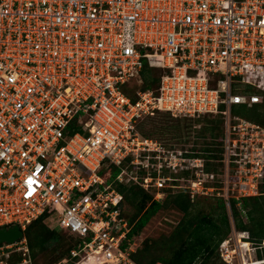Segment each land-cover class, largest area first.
<instances>
[{
  "label": "built area",
  "instance_id": "1",
  "mask_svg": "<svg viewBox=\"0 0 264 264\" xmlns=\"http://www.w3.org/2000/svg\"><path fill=\"white\" fill-rule=\"evenodd\" d=\"M146 61L159 85L136 89ZM263 102L264 0H0V228L23 232L0 242V264H34L25 231L44 214L79 238L64 262L138 264L117 182L230 209L259 195L264 125L245 111ZM160 112L220 117V156L139 131ZM239 242H222L223 263Z\"/></svg>",
  "mask_w": 264,
  "mask_h": 264
},
{
  "label": "rangeland",
  "instance_id": "2",
  "mask_svg": "<svg viewBox=\"0 0 264 264\" xmlns=\"http://www.w3.org/2000/svg\"><path fill=\"white\" fill-rule=\"evenodd\" d=\"M140 83H135L133 86H138ZM255 112L259 114L261 119L264 118V106H259L255 108ZM209 119V118H208ZM209 121L207 119H189V118H180L174 117L170 113L160 112L152 117H146L139 121L138 129L145 136L152 138L153 140H157L169 146L171 148H182L183 150L188 151H198L204 147V144L210 142L211 148L216 150L217 153L219 151L218 145V137L219 134L217 130L214 132L207 131L209 126ZM208 145V144H206ZM208 147V146H207ZM127 186V185H126ZM129 187L125 189L124 201L121 207L123 214L128 221L130 218L141 215L147 207H149L151 201L141 209L143 205V200L141 197L137 198L136 196H132L129 191ZM260 194L255 195L258 196L259 204L264 205V184H260L259 186ZM171 191V190H167ZM182 191L177 189L176 191H172L173 193H177ZM166 192L163 197L160 199L165 203V206L161 208L147 223V225L142 228L141 232L138 235H135L133 238L129 239V246L132 250L139 254L143 255L146 259H151L153 257L165 256L168 257L173 251L171 250L170 243L172 242V237L175 234L176 228L179 224L184 220V213L176 208L174 204L170 202V197L166 198ZM126 195H130V199L127 198ZM165 197V198H164ZM250 197V196H249ZM217 196H200L195 199L193 203H191L190 214L193 217L207 218L216 220L219 226L224 227L221 215L223 208L220 205V199ZM249 206L245 210H241L240 218L244 223L248 224V226H252L248 219V210H252L254 206H256V202L251 200L249 202ZM257 204V206L259 205ZM227 213L229 215L230 222V231L228 235L225 237V240L229 242L230 249H234L235 246L241 241H248L251 249L249 247H242L238 250V254H234L232 261L229 264H236L240 261L239 256H244L247 259V264H264V239L259 242L257 239H252L249 231L239 230L236 226L237 221L234 219L232 215V208L230 209L227 204H225ZM240 207V205H238ZM255 217L261 215V213L257 212L253 214ZM46 223L49 226H52L55 229H59L56 238L54 240H49L50 242L46 245L45 249H41V247L36 243L34 253L35 257L33 258L34 264H73L71 261L66 263L63 259L66 256H69V249L72 246V242L75 243L78 241V237L72 233H70L67 229H60L59 227V219L56 217L48 218ZM129 223V221H128ZM51 227V228H52ZM130 228V223H129ZM247 232V233H246ZM245 233L247 238H241ZM50 234V231L47 232ZM248 234V235H247ZM36 241V239H35ZM222 241V242H223ZM219 244L216 253L221 254V244ZM175 250L181 248L182 242H176ZM256 250V253L254 252ZM214 253V254H216ZM213 254V255H214ZM259 254L263 257H260ZM211 256L208 263L212 260L218 263L219 259L214 256ZM208 255H200L198 256L193 264H203L204 260ZM220 262V261H219ZM221 264V263H220ZM226 264V263H224Z\"/></svg>",
  "mask_w": 264,
  "mask_h": 264
},
{
  "label": "trees",
  "instance_id": "3",
  "mask_svg": "<svg viewBox=\"0 0 264 264\" xmlns=\"http://www.w3.org/2000/svg\"><path fill=\"white\" fill-rule=\"evenodd\" d=\"M162 70L158 67H155L154 64H151L149 61L145 62L144 69L141 73L142 75V83L139 86H134V88H140L141 90H147V89H153L156 88L159 85V80L161 76ZM259 106H264V102L260 104H256L251 108H248L245 111V114L248 118L251 120L258 122L262 125H264V118L261 119L259 117V114L255 112V108H258ZM206 118L207 121H209V126L207 131L214 132L217 130L219 137H218V145L220 144V138L222 135L221 132V123L222 120L220 117H209L204 116L197 119ZM209 118V119H208ZM72 129H70V132L73 133V130L79 129L77 127V119H75L72 124ZM208 144V145H206ZM204 144V147L201 149H198L199 153L197 155L205 156L208 158L214 157L218 158L220 156V145H219V151L217 153L216 150H213L211 148L210 142H207ZM208 146V147H207ZM129 160V158H128ZM127 161L123 162L122 165H126ZM210 166V165H209ZM120 167L116 166L115 164L109 165L107 168L103 169L101 171L102 175L112 181L120 171ZM127 185V186H126ZM117 189L123 194L125 193V189L129 187V191L131 192V195L136 196L137 198L141 197L143 200V205L141 209L148 203V201H151L149 207L139 216L130 218L128 221L130 223V230L127 234V239L124 242V246L129 245V239L133 238L135 235H138L142 228H144L147 223L150 221V219L159 211L162 207L165 206V203L161 200L154 199V191H147L143 187H141L139 184L136 183H119L117 182L115 184ZM166 198H171L170 202L174 204L176 208L181 210L184 213V220L179 224V226L175 230V234L172 237L171 250L173 253H171L168 257L165 256H159L153 257L150 260L143 257V255H139L135 253L134 251L131 253L132 258L138 263V264H157L158 262H161L163 264H193L194 260L200 256V255H208L206 256V259L204 260L203 264H224L219 256V253H216V250L219 247V244L225 239V237L228 235L230 231V222H229V215L227 213V209L225 206V202L222 198L220 199V205L225 210L223 211L221 215V219L223 222L224 227L219 226L218 222L216 220L207 219V218H200V217H193L190 214V208L191 203L194 201L191 200L190 195L188 191L182 190L177 193H173L172 191L166 192ZM128 199H130V195H126ZM124 197V195H123ZM259 197L258 196H250V197H243L240 201V207L237 205L238 201L233 200L231 204L232 208V215L234 219L237 221L236 226L239 230L242 231H249L252 239H257L256 241L261 242L264 239V205L259 204ZM253 200L256 202V206L252 210H248V219L250 224L252 226H248V224L244 223L243 220L240 218L241 210H245L250 204L249 202ZM124 201V199H123ZM259 201V202H258ZM257 204H259L257 206ZM123 205V202H122ZM261 213L260 216L255 217L254 213ZM122 215L123 211H122ZM47 214H44L39 219L34 221L31 225H29L26 228V235L29 239V244L31 247L33 258L35 257L34 249L36 243L41 247V249H45L46 245L50 242L49 240H54L58 234L59 229L51 228L45 221ZM125 217V216H124ZM50 231V234L48 235L47 232ZM36 239V241H35ZM176 242H182V246L177 251L175 250V244ZM76 243L72 242L71 248L76 246ZM244 245L246 247H249V250L251 249L249 242H245ZM264 251V250H263ZM70 252V251H69ZM216 253V254H214ZM214 254V255H213ZM257 254V253H256ZM216 257L219 259L218 263L213 262L212 260L208 263L211 256ZM260 257H263L259 254Z\"/></svg>",
  "mask_w": 264,
  "mask_h": 264
},
{
  "label": "water",
  "instance_id": "4",
  "mask_svg": "<svg viewBox=\"0 0 264 264\" xmlns=\"http://www.w3.org/2000/svg\"><path fill=\"white\" fill-rule=\"evenodd\" d=\"M23 232L17 227L13 226L11 228H0V242L9 241L12 242L18 237L22 236Z\"/></svg>",
  "mask_w": 264,
  "mask_h": 264
},
{
  "label": "bare ground",
  "instance_id": "5",
  "mask_svg": "<svg viewBox=\"0 0 264 264\" xmlns=\"http://www.w3.org/2000/svg\"><path fill=\"white\" fill-rule=\"evenodd\" d=\"M91 264H93V263H91Z\"/></svg>",
  "mask_w": 264,
  "mask_h": 264
}]
</instances>
